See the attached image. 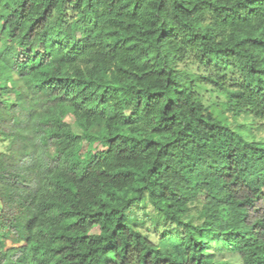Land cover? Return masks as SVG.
<instances>
[{
	"label": "clouds",
	"instance_id": "9594fccd",
	"mask_svg": "<svg viewBox=\"0 0 264 264\" xmlns=\"http://www.w3.org/2000/svg\"><path fill=\"white\" fill-rule=\"evenodd\" d=\"M0 264H264V0H0Z\"/></svg>",
	"mask_w": 264,
	"mask_h": 264
}]
</instances>
